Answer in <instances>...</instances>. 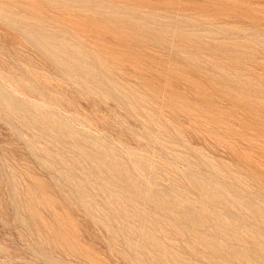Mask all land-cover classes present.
I'll use <instances>...</instances> for the list:
<instances>
[{
    "label": "rangeland",
    "instance_id": "374dc122",
    "mask_svg": "<svg viewBox=\"0 0 264 264\" xmlns=\"http://www.w3.org/2000/svg\"><path fill=\"white\" fill-rule=\"evenodd\" d=\"M0 264H264V0H0Z\"/></svg>",
    "mask_w": 264,
    "mask_h": 264
}]
</instances>
